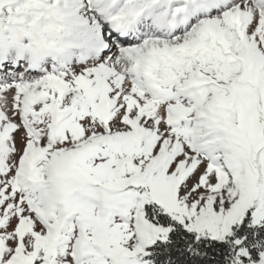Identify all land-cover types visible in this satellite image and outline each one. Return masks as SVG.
<instances>
[{"label":"snow or ice","instance_id":"snow-or-ice-1","mask_svg":"<svg viewBox=\"0 0 264 264\" xmlns=\"http://www.w3.org/2000/svg\"><path fill=\"white\" fill-rule=\"evenodd\" d=\"M0 264H264V0H0Z\"/></svg>","mask_w":264,"mask_h":264}]
</instances>
